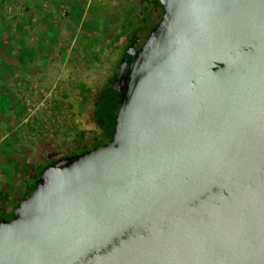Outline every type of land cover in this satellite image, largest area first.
Returning <instances> with one entry per match:
<instances>
[{
    "label": "water",
    "instance_id": "water-1",
    "mask_svg": "<svg viewBox=\"0 0 264 264\" xmlns=\"http://www.w3.org/2000/svg\"><path fill=\"white\" fill-rule=\"evenodd\" d=\"M154 4L96 102L106 139L38 171L0 264H264V0Z\"/></svg>",
    "mask_w": 264,
    "mask_h": 264
},
{
    "label": "rangeland",
    "instance_id": "rangeland-1",
    "mask_svg": "<svg viewBox=\"0 0 264 264\" xmlns=\"http://www.w3.org/2000/svg\"><path fill=\"white\" fill-rule=\"evenodd\" d=\"M141 9L139 0H0L2 44L15 35L14 46L30 53L16 72H6L0 91L6 97L0 118H12L14 143L23 145L11 157L19 160L16 171L6 176L0 167V193L5 190L8 199L0 207L10 209L18 199L19 177L33 176L47 159L91 141L96 91ZM5 131L0 128V141L9 136Z\"/></svg>",
    "mask_w": 264,
    "mask_h": 264
},
{
    "label": "crops",
    "instance_id": "crops-1",
    "mask_svg": "<svg viewBox=\"0 0 264 264\" xmlns=\"http://www.w3.org/2000/svg\"><path fill=\"white\" fill-rule=\"evenodd\" d=\"M14 36L15 35H12V37H11L12 39L8 38L9 41H8L7 45H11L12 48H13L12 51H10V52L5 50V46H4V44H2L1 38H0V42H1L0 45L3 47V50L0 51V91L1 92L3 91V89H2V83L4 81L3 78L8 76L6 74V72H8V70H12V72H14L16 70L17 62L19 63V61H22L23 57L25 58L27 56L26 54H30L28 52H25V50H21V49L18 50L14 46L15 41L18 40L17 39L18 37H15L16 40L13 39ZM20 52L21 53H25V55L20 54ZM24 69L27 71V68H24ZM19 70H21V69H19ZM23 70L20 72L22 75H23ZM0 99L3 100V99H6V97H4V96L1 97L0 96ZM11 120H12V118L9 117V116H5V117H1L0 118V125L1 124H5V127L4 126H2V127L0 126L2 131L4 130V128L6 129V131L4 133L5 137L7 135L11 136V137L8 136V138L6 137L4 140L0 141V151H1V155L0 156H2V158H0V167L2 169L1 172L2 173L3 172L6 173V176L9 173H11V172L16 171V169H17L16 167L18 166L17 162H19V160L16 162V160H13L12 158L14 156L18 155V153H19L18 151H20L21 147H23V145H19V144L14 143L15 142L14 139H13L14 137L11 135V131H10L11 127L8 126V125H10V123H12ZM2 150H5V152H2ZM7 150H9V151H7ZM6 159H7V162H6ZM19 178L20 179L18 180V187L23 190V189L26 188L28 182H30L31 174L28 177H22V178L19 177ZM21 179L23 181H20ZM6 193L7 192L5 190L4 191L1 190L0 201L2 203L8 200V199H6ZM20 194H21V192H20ZM20 194H19V196H20ZM0 211H2V212H7L8 211L9 212V208L8 207H5V208L0 207Z\"/></svg>",
    "mask_w": 264,
    "mask_h": 264
},
{
    "label": "trees",
    "instance_id": "trees-1",
    "mask_svg": "<svg viewBox=\"0 0 264 264\" xmlns=\"http://www.w3.org/2000/svg\"><path fill=\"white\" fill-rule=\"evenodd\" d=\"M153 25H154V23H148V21L145 18V15H143V14H140L136 20L134 19L131 22V25L129 26V29H127V34L125 35V37H124V39L122 41L118 57H117L115 63L113 64V66H112L113 68H112L111 72H109V74L107 75L106 80L104 81V83L100 86V89L98 91V94H100V95L98 96V98L102 95V93L104 92L105 88L108 86L109 82L114 77V75H115V73H116V71L118 69L119 61L121 60V58L123 56L127 55L132 49H135V48H137L140 45V43L142 41L141 39H143L144 35L147 34V32L152 28ZM142 33H144V34H142ZM0 44H1V42H0ZM4 46H5V50L8 51V52L12 51V49H13L11 45H7L6 44ZM93 121H94L93 123L95 125V128L98 130V132L103 130L106 133V128L103 126L100 116H98L96 113L93 115ZM70 154H73V153H70ZM57 157H59V156H55V157L47 159L45 162H43L42 165H40L37 168V170L34 172L33 176H31V180H30V182H28L26 188L21 191L20 196L26 191L28 185L38 175V171L44 165H46L49 162L53 161ZM0 217H1V214H0Z\"/></svg>",
    "mask_w": 264,
    "mask_h": 264
},
{
    "label": "flooded vegetation",
    "instance_id": "flooded-vegetation-1",
    "mask_svg": "<svg viewBox=\"0 0 264 264\" xmlns=\"http://www.w3.org/2000/svg\"><path fill=\"white\" fill-rule=\"evenodd\" d=\"M139 1H141V7H142L140 14L145 15V18L148 21V23H154L155 24V22L157 21V19L159 17V14H160L159 7L154 4V0H148V1L147 0H139ZM142 34H144V33H142ZM144 37H145V35H144ZM141 40H143V39H141ZM104 81L99 85V87H98V89L96 91L95 97H94V101H93V115L96 113V110H94L95 109L94 107H95L96 102L98 100V96L100 95V94H98V91L100 89V86L104 83ZM93 115H92V120H93ZM95 130H96V132H95L94 136L91 138V141H88L85 146H82L81 148H78V149L77 148L76 149H71L68 153H65V154L77 153V152L82 151L83 149L89 148V147H91L93 145H96L98 143L103 142L106 139V137H107L106 133L103 130H101L99 132H98L97 129H95ZM65 154H62V155H65ZM2 213L3 214L1 215V217H8L9 216V212L8 211L7 212H2ZM4 213H7V214H4Z\"/></svg>",
    "mask_w": 264,
    "mask_h": 264
}]
</instances>
